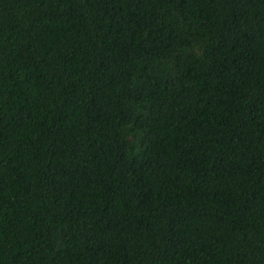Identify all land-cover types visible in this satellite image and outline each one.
Listing matches in <instances>:
<instances>
[{
  "label": "trees",
  "instance_id": "1",
  "mask_svg": "<svg viewBox=\"0 0 264 264\" xmlns=\"http://www.w3.org/2000/svg\"><path fill=\"white\" fill-rule=\"evenodd\" d=\"M0 264H264V0H0Z\"/></svg>",
  "mask_w": 264,
  "mask_h": 264
}]
</instances>
